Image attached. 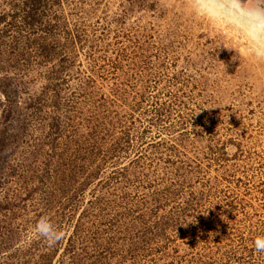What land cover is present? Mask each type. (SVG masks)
I'll list each match as a JSON object with an SVG mask.
<instances>
[{
    "label": "rangeland",
    "instance_id": "obj_1",
    "mask_svg": "<svg viewBox=\"0 0 264 264\" xmlns=\"http://www.w3.org/2000/svg\"><path fill=\"white\" fill-rule=\"evenodd\" d=\"M260 236L264 59L235 30L189 0H0V264H264Z\"/></svg>",
    "mask_w": 264,
    "mask_h": 264
},
{
    "label": "clouds",
    "instance_id": "obj_2",
    "mask_svg": "<svg viewBox=\"0 0 264 264\" xmlns=\"http://www.w3.org/2000/svg\"><path fill=\"white\" fill-rule=\"evenodd\" d=\"M170 6L172 0H163ZM193 13L205 19L210 25L235 30L237 38L243 40L249 53L257 59H264V0H189ZM232 50V48H228ZM37 235L49 246L64 238V229L54 226L49 218L42 217L36 226ZM255 251L264 253V236L254 241Z\"/></svg>",
    "mask_w": 264,
    "mask_h": 264
}]
</instances>
